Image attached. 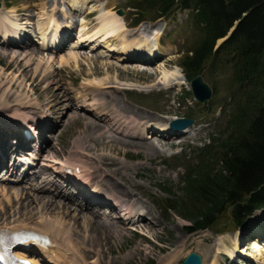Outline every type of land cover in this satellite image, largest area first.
<instances>
[{
  "label": "rangeland",
  "instance_id": "374dc122",
  "mask_svg": "<svg viewBox=\"0 0 264 264\" xmlns=\"http://www.w3.org/2000/svg\"><path fill=\"white\" fill-rule=\"evenodd\" d=\"M51 1L0 0L3 12L15 11L5 16L16 20L18 25L12 29L18 36L12 41H20L10 44L0 33V128L3 123L14 122L17 111L30 117L29 123H24L26 128L37 123L36 126L42 123L45 128L40 137L36 135L30 141L26 149L29 153L23 155L33 164L29 173L16 171L12 175L16 182L8 184L9 175L0 170V227L30 228L42 221L62 222L70 231L72 245L81 241L86 246L82 250L83 264H164V261L180 264L190 252L198 254L202 264H264V209L256 212L243 227L234 229L227 223L226 214L209 230L193 233L189 231V220L165 211V197L160 188L178 190L187 161L195 162V149L206 144L210 134L217 136L223 129L231 101L229 69H218L213 74L208 69L201 73L203 80L216 91L204 104L189 96V82L181 71L183 83L176 87L160 85L163 71L171 78L172 67H178L183 53L198 40L189 13L178 12L176 18L163 23L162 19L152 20L147 14L142 22L135 24L137 11L127 6L130 0L89 1L88 9L91 5L103 6L102 2L106 4L104 10L114 13L122 10L124 15L120 17L131 35L129 39L136 40L139 34L141 37L148 25L154 29L163 24L158 43L164 52H158L157 59L153 56L144 62L140 58H128L119 50L107 51L100 40L102 34L97 37L99 45L96 42L77 45L75 33L81 29L82 19L86 31L97 26L98 14L87 15L89 10L84 9V15L72 11L69 18L55 10L57 19L67 24L70 34L63 48L51 52L45 48L46 44H40L37 33L41 4L50 5ZM59 1L71 9L66 1ZM136 28L139 32L132 35ZM141 50L145 52V46ZM69 53L77 56L76 64L72 61L60 64L59 60L67 58ZM96 81L101 82L97 91ZM100 103L101 113L97 112ZM187 113L191 116L187 117ZM173 116L191 118L194 121L191 132L175 136L165 130L155 134L148 133V129L139 131L147 124L145 120L153 119L156 123ZM130 122L131 125L126 124ZM154 123L152 127H156ZM93 124L96 133L90 132ZM139 137L144 140L148 137L146 143L153 144L156 152L123 144L133 141L141 146L144 141ZM69 159L73 164L66 163ZM66 166H77L83 171L79 176L86 175L85 172L92 174L88 186L90 190L98 189L88 201H103L102 206H92L95 213L77 207L84 202L80 196L74 197L77 201L73 205L63 207L65 200L58 194L77 193L71 180H65ZM25 175L27 178L22 179ZM74 176L79 178L77 174ZM120 206L131 208V215L119 218ZM103 222L108 223L103 224L107 229L95 226ZM228 252L235 259L231 260ZM26 255L38 258L40 263L44 260L41 264H67L45 259L33 249Z\"/></svg>",
  "mask_w": 264,
  "mask_h": 264
},
{
  "label": "trees",
  "instance_id": "16d2710c",
  "mask_svg": "<svg viewBox=\"0 0 264 264\" xmlns=\"http://www.w3.org/2000/svg\"><path fill=\"white\" fill-rule=\"evenodd\" d=\"M127 6L137 11L135 24L143 15L156 20L190 10L199 37L178 62L187 81L208 69L230 70L223 129L195 149L178 190L160 188L165 211L189 220L190 233L209 230L226 214L234 229L243 227L264 208V0H130Z\"/></svg>",
  "mask_w": 264,
  "mask_h": 264
},
{
  "label": "bare ground",
  "instance_id": "6f19581e",
  "mask_svg": "<svg viewBox=\"0 0 264 264\" xmlns=\"http://www.w3.org/2000/svg\"><path fill=\"white\" fill-rule=\"evenodd\" d=\"M64 1H66L68 3V5H69L68 7L71 8V9L66 8V6L64 7L63 3H61V1H59V0H52L50 5L49 4L46 5V3L42 2L41 7H40L39 17H38L39 20H38V23H37L38 24V32H37L38 33V38L41 40L40 44L44 45V46L46 44L45 48H48V50H50L51 52L56 53L59 50V48H61V47L63 48L64 47L63 46V41L70 34L69 27L67 26L66 23L65 24L61 23L57 19L56 13L60 12L61 16H63L64 18H69L70 12H71V15L73 14L72 11L81 12L82 13L83 9L84 10H89V11L86 12L87 15L88 14H93V13H95V14L97 13L98 14L97 18H96L97 26L94 27V29L91 30V31H86L84 29L86 23L83 22V19L81 18L82 19L81 23H80L81 29H79V31L75 33V37L77 39L76 40V44L77 45L78 44L81 45V43H85V44L89 43V45H90V43L93 44L95 42L98 43V45H99L100 41L98 40L99 38L97 39V37L100 34H102V39H100V40L103 41L104 46H105L104 48H107V51L109 49H111L112 51L119 50V51L123 52L128 58H130V57L134 58V56L136 55L135 52H137V51H138L137 54L139 56H145V59H144V57L143 58L139 57L140 60H142V59H144V60L148 59L149 60V58L155 56L156 54H158V52H159V54H160V52H164V48L162 46H161L162 47L161 48L159 46V43H158V39H159L160 34H161L160 32L162 31V29L164 27L163 24H160L159 28L158 27H156V28L153 27L154 29H151L152 26L148 25V28H145L147 31L143 30V32L141 33V37L139 36L140 35L139 34L138 36H136V40H134V38L133 39H129V37L131 35L128 34V32H127L128 30L126 28V25L124 24V21L116 13H114L112 11H109V10H104V8H106L105 7L106 6L105 3L100 2L103 6H99L98 4H96L97 6L95 7L94 5H91L90 8L88 9L86 7V5L89 3L90 0H83V1L63 0V2ZM114 1H123V0H114ZM91 2H93V1H91ZM47 8H51V10H48ZM96 8H98V9H96ZM55 10H56V13H55ZM7 13L12 14V13H15V11L9 10ZM7 13L3 12L2 7L0 8V33L2 34L3 40L7 41V39H8V42L10 44H13V45L14 44H18L20 41H18V40L12 41V38L18 36L17 33L15 32V30L12 29V27H16L18 24L15 23L16 20H15V22L11 21L8 18V16H5V14H7ZM83 13H82V15H84ZM58 18L60 20L62 19L61 17H58ZM62 20H64V19H62ZM143 26H147V25H143ZM143 26L141 25L140 27H143ZM140 27H138V28H140ZM138 28H136L137 30L135 29L136 30L135 32H133L134 30H131L133 32L131 34L132 35H136L139 32ZM233 28L234 27H232L230 29V31L228 32V34L226 35V37L224 39L222 38V39L217 41L218 45H220L223 41H225L231 35V33L233 32L232 31ZM18 33H20V32H18ZM128 35H129V37H128ZM137 37H139V38H137ZM153 40H155V41L152 42ZM150 41H151V44H150ZM2 43H4V42H2ZM76 44H74V45H76ZM143 46H145V52H142V50H141V48ZM120 54H122V53H120ZM59 57H61V56H59ZM76 57L77 56L73 55V53L72 54L69 53L67 58H65V59L61 58L59 60V63L60 64H65V63H70V61H72V62H74L76 64V61H77ZM171 71H174V74H172L171 78L168 77V75H167L168 73L167 72L165 73L163 71V73H162V82L160 83L161 86L162 85H164V86L165 85L166 86L170 85L172 87L173 86L176 87L178 84L183 83V77H182V75L180 73V69L177 66H173ZM100 85H101V82L100 81H98V82L96 81V90L95 91L99 90ZM101 106H103L102 103L98 104L99 108ZM102 111H103V109L100 108V110H98L97 112L101 113ZM17 113H18V116H17V119L14 122H11V123L9 122V123H7L6 126H3V125H5L3 123L1 125V128H0V166H4L5 167V165H4V163H6L5 160L7 161L9 159H12V155H11L12 153H16V152L20 151L22 148H24L27 145V142L24 140L23 137H21L22 134L20 135V133L17 132V128H18V126L24 125V123L25 124L29 123L28 119L30 117L27 114H25V113H20L18 111H17ZM174 118H176V117L175 116L170 117V118L167 119V121H155L156 123L153 122V119L151 121H149V120L146 121L145 120V122L147 123L145 125L146 128L144 127L142 129H140L139 131H145L146 129H148V133H150V134H153V133L155 134L156 132L157 133L164 132V130L165 131H170V129L168 128V123ZM139 120H142V119H139ZM17 122L20 123V124H18ZM148 122H153L156 127H152L153 123H148ZM126 124H130L131 125V122L130 123H126ZM94 126L95 125L93 124L90 127V129H91L90 132L91 133H96V132H93V130H96V129H94L95 128ZM29 128H32V127L30 126ZM38 129L40 130V133L42 134V131L45 130L44 125L41 123V125L39 126ZM190 130H191V128L185 129L184 131L177 132L176 134H188V133L191 132ZM35 131H37V130H35ZM36 134H37V132H36ZM41 134H39L38 137H40ZM138 139H140L141 141H144V142H141L142 143L141 146H140L139 142L136 143V142H133V141L127 142V143H123V144L125 146L129 147V148H134V149L142 148V149H145L146 151L147 150L150 151V153H151V150H152V153L156 152L157 149L156 148H155L156 150L154 149L153 144H147L146 143L147 142L146 139H148V137H145V140L142 139L141 137H139ZM132 140H135V139H132ZM117 142L119 143V140H117ZM123 142H126V141H123ZM37 145H39V144H37ZM120 145H121V143H120ZM10 155H11V158H10ZM71 160L72 159L67 160L66 163L73 164L71 162ZM6 165L8 166V164H6ZM74 165H76V164H74ZM11 167H10V169H11ZM93 169H94V167H93ZM88 170H89V168H88ZM92 171H94V170H92ZM80 172H83V171H80ZM85 173H87V174L86 175H81V176H79V178H76L74 176L75 178H73V179L76 182L79 183L80 187L83 188V190L84 189L87 190L88 195H92V194H94L93 192H95V190H97L98 188L97 187H96V189L93 188V190L91 188L92 191L90 190V187L88 186V179L90 178V175L92 177V174H90L88 172H85ZM84 177H86V178H84ZM2 180H4V179H2ZM9 189H12V188L9 187ZM75 189H77V193L72 191L73 194H76L75 196L74 195L73 196L72 195L64 196V194L63 195L62 194H58V196L60 198L65 200V202L63 203V205H64L63 207L64 208L69 206V204L73 205L74 202L77 201V199L74 198L76 196H80L81 198H83V201H84L82 204H78L77 207H79V209L81 211L82 210L87 211V213H91L92 214L94 210H92L91 208H93L95 206H100L98 203H102L100 201L89 202L88 200H90V196H85L82 192H79L80 188L78 189L76 186H75ZM96 193L98 194V192H96ZM120 193L122 194L121 191H120ZM99 195H101V194H99ZM122 195L123 196H128V195H124V194H122ZM65 204H67V206ZM122 207H123V209L121 210L122 211L121 215H123V216H128V214L131 215V213H132V211L130 210L131 208H128V207H125V206H122ZM116 210H117V208H116ZM94 213H95V211H94ZM257 215H261V213H259ZM97 219H98V217H97ZM98 224L99 223L95 224V226L96 227L99 226L102 229H107V227L104 226L103 224H108V223L103 222L102 224H99V225ZM63 226L64 225L62 224V222L61 223L60 222H56L55 223L54 221H49V222H46V221L43 222L42 221V223H40L39 225L37 224L36 226L30 227V228L15 225L9 231L13 232V231L21 230V233H24L25 230L30 231V234H28V235H31V234H33V235H32L31 238H28L26 240V244H30L31 247L33 249L37 250L41 254V257H44L45 259L49 258L52 261H55L57 259L59 262L61 261V263H67V264H83L84 262L81 259V257L84 255V252H82V250L84 251L86 246H84L81 241L77 242L76 245H72V241H71V238H70L71 236L69 234L70 231L68 229H65ZM41 236L47 237L48 243H49L48 245L43 243V242H41V240H39V238ZM256 239L258 240V238H256ZM61 248H62V251H61ZM246 251L247 250H245L243 253L245 254ZM66 253H71L72 256L71 255L67 256ZM227 254L230 256L231 260L235 259L233 253L228 252ZM19 255H21L24 258L29 257L30 263H32V264H41L40 260L38 258L26 256L25 254H21V253H19ZM164 262H165L164 264H168L169 263V262H166V261H164Z\"/></svg>",
  "mask_w": 264,
  "mask_h": 264
},
{
  "label": "water",
  "instance_id": "95a60500",
  "mask_svg": "<svg viewBox=\"0 0 264 264\" xmlns=\"http://www.w3.org/2000/svg\"><path fill=\"white\" fill-rule=\"evenodd\" d=\"M116 13L119 16H122L124 14L122 10H117ZM189 87L194 100H196L199 104H204L212 98V89L203 80L201 75H197L196 77H194L189 82ZM193 122L194 121L190 118H175L170 121L169 127L176 131H183L192 126ZM180 264H202V259L198 254L190 252Z\"/></svg>",
  "mask_w": 264,
  "mask_h": 264
}]
</instances>
